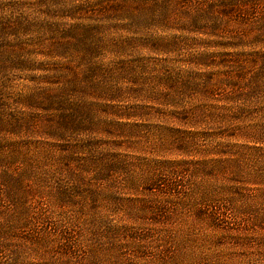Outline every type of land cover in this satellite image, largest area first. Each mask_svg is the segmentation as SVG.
I'll list each match as a JSON object with an SVG mask.
<instances>
[{"label":"rangeland","instance_id":"374dc122","mask_svg":"<svg viewBox=\"0 0 264 264\" xmlns=\"http://www.w3.org/2000/svg\"><path fill=\"white\" fill-rule=\"evenodd\" d=\"M220 5L171 1L120 49L136 35L113 20L115 0H0V264H264V89L252 79L264 0L230 2L215 35L180 25L190 16L178 10ZM100 12L105 42L87 52L82 28ZM204 56L227 62L200 71L225 83L190 123L130 82L199 72L189 63ZM62 90L96 103L68 107L77 128L65 137ZM7 177L21 179L14 203Z\"/></svg>","mask_w":264,"mask_h":264},{"label":"trees","instance_id":"16d2710c","mask_svg":"<svg viewBox=\"0 0 264 264\" xmlns=\"http://www.w3.org/2000/svg\"><path fill=\"white\" fill-rule=\"evenodd\" d=\"M171 1L182 2L187 0H115L116 6L112 7L113 20L114 21H127V29L126 31L132 33L136 36L124 38L123 46L120 44L117 45L120 49H127L129 46L134 48V45L140 44V30L147 26L148 23V13L155 12L158 10L162 16H165V19L169 16V14L173 11L170 3ZM221 5L216 6L219 7V11L214 13L213 6H209L207 11L201 12L197 11L194 14H190L185 10H178L181 15L190 16V21L181 22L180 25L185 28V31L192 33H205L209 32L211 35H215L214 33L218 32V29L221 27V21L231 18L234 14V11L230 9L229 3L234 0H219ZM97 13V12H96ZM101 16H99L93 23L91 19H89L87 23L84 24L82 28V34L80 36V42L85 46L88 42H93L96 47H89L87 52H93V50L97 51L100 45L104 44L105 39L103 36V31L107 29L108 24L106 25V20L108 16H104V12H100ZM99 15V14H98ZM103 15V16H102ZM109 15V14H107ZM146 25V26H145ZM176 44H170L172 49L179 48V40L175 41ZM171 49V50H172ZM216 61V60H214ZM222 63V64H220ZM227 62H212L207 57H197L194 60V63H189L190 65L195 66V68L199 70V72H188L187 75H183L182 71H179L177 74L173 73H163L161 79L158 80V83L152 82L150 78H148L145 73L141 75H137L136 78H131L130 82L134 85H137L139 90H137L138 94L142 92L148 93L149 98L152 100L153 97L156 101H161L167 107L180 109L183 111L182 114L185 115L184 123H190L188 118L192 119V114L202 115L206 113L209 103H213L214 96L213 92L215 90V83L218 82V85H222L225 83L224 80H220L215 78L216 73L213 70L208 72H200L202 70H207L213 67H226ZM91 70V69H90ZM89 70V71H90ZM90 72H93L91 70ZM87 75V73L85 74ZM146 76V77H145ZM159 76V74L157 75ZM240 79L241 76H238ZM253 81H255L259 89H264V68H261L256 74L252 76ZM137 83V84H136ZM236 80H232V83L229 84L231 90H236ZM161 89V90H160ZM135 93V90H134ZM213 96V97H212ZM203 105L199 108H193L191 110L186 109V105L189 99H196ZM57 99V105L60 106L58 116L59 124L61 126V130L56 132L60 137H65L69 133L73 132V129L76 130V126L73 121L76 120L77 117L73 119V115L66 114V111L70 105L73 106L75 115L82 116V109L85 106H89V108H95L94 105L96 103L93 102H84L83 106L80 103L73 102L70 100L69 94H66L63 90L61 91V95H59ZM204 104L206 107H204ZM84 111V110H83ZM54 134V133H53ZM87 148V146H85ZM73 148L71 147L68 150L69 154H72ZM10 179L9 177L5 178V181ZM11 185L7 187L8 193L15 202L14 190L12 189L14 186H17L20 182V178H11Z\"/></svg>","mask_w":264,"mask_h":264}]
</instances>
